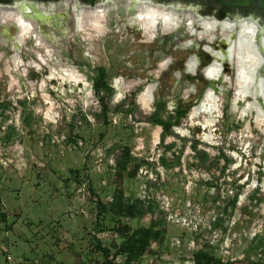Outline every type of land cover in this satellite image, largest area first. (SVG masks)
<instances>
[{"label":"rangeland","instance_id":"obj_1","mask_svg":"<svg viewBox=\"0 0 264 264\" xmlns=\"http://www.w3.org/2000/svg\"><path fill=\"white\" fill-rule=\"evenodd\" d=\"M120 2L102 36L93 28L82 31L77 23L70 25L71 6L59 23L57 12L22 3L41 32L49 30L47 34L60 40L56 56L85 83L62 81L58 75L48 79L54 68L49 62L39 71L22 73L20 67L15 72V43L8 29L0 33V105L9 103L0 115V198L12 226L6 235L7 256L0 252V264H101L87 182L78 185L74 171L90 181L102 200L111 201L113 192L122 189L127 197L157 203L156 214L121 221L131 229L156 225L161 236L138 263L119 254L115 264H194L198 251L222 264H249L248 247L255 237L264 238V132L231 112L233 88L226 93L223 116L212 127H203L208 116L190 120V112L170 135L153 125L161 104L164 121L175 115L179 103L194 105L199 85L187 80L185 65L191 56L203 61L199 47L204 43L185 47L187 35L163 34L157 21L146 25L133 4ZM34 49L29 41L20 54L22 62H38ZM99 67L107 71L114 90L103 104L97 98L103 94L97 96L92 87ZM148 85L155 87L153 100L144 105L138 98ZM74 136L79 137L76 146ZM124 147L134 159L128 172L139 166L134 178L116 168ZM173 153L180 157V166L165 170L159 159H170ZM235 193L236 208L224 215L226 194ZM254 194L257 200L251 201ZM218 219L221 228L215 229ZM98 238L106 248L119 241L112 232ZM250 261L264 264L261 251Z\"/></svg>","mask_w":264,"mask_h":264},{"label":"bare ground","instance_id":"obj_2","mask_svg":"<svg viewBox=\"0 0 264 264\" xmlns=\"http://www.w3.org/2000/svg\"><path fill=\"white\" fill-rule=\"evenodd\" d=\"M25 1L43 9V12H57L59 23H62L64 13H67L71 6V15L67 14L69 24L77 23L82 31L93 28L99 36L106 33V25L111 21L116 5L121 4L120 0ZM127 1L130 5L133 4L140 18H145L146 25L157 21L163 34L187 35L189 41L184 43L185 47L199 42L205 43V49L214 57V61L205 69V77L214 82L221 80L223 85H219L217 92H205L200 103L191 110L190 120L208 116L203 127H212L216 118L222 115L226 90L233 88L231 112L240 118H249L256 128L264 132V10L259 5L228 8L208 0H140L136 3L133 0ZM23 2L24 0H0L1 30L11 27L14 31L16 47H13L11 61L15 72L20 67L24 68L22 73L26 69L39 71L49 62L54 68L52 67L48 79H54L58 75L62 81L85 83L75 68L63 64L60 56H56L59 53L57 48L60 47V40L39 30L35 19L24 11ZM27 41H33L34 55L38 62H22L20 54ZM40 51L44 55H40ZM167 61L158 66V73L167 67ZM187 62L188 70L193 73L196 66L195 57H191ZM228 67L233 68L234 80L229 81V73L224 72ZM119 85L120 81L115 80L114 88L119 89ZM154 88L153 85H148L143 90L138 98L141 104L152 103ZM189 93L191 92L187 94ZM177 132L188 135V131ZM212 138L206 136V140Z\"/></svg>","mask_w":264,"mask_h":264},{"label":"trees","instance_id":"obj_3","mask_svg":"<svg viewBox=\"0 0 264 264\" xmlns=\"http://www.w3.org/2000/svg\"><path fill=\"white\" fill-rule=\"evenodd\" d=\"M92 87L96 91L97 96L99 93L103 94L102 98L99 96L97 97L98 101L102 104L107 98L112 97L114 94V90L107 83V71L102 67L96 69V77L92 81ZM200 94L201 92L198 93L197 98H199ZM190 106V103L185 106L181 104L178 105V108L174 113L175 115L170 116L168 121H164L159 112L164 111L165 106L164 104H161L157 107L158 111L155 113L153 119H151V123L155 126L161 127L166 135H170L171 128L180 126L181 119L188 114ZM7 108H9V103H3V105H0V109L2 110L0 115H2ZM128 113L130 114L132 111H129ZM83 121L86 125H89L86 117H83ZM78 138L79 137L74 136L72 139V143L75 146L77 145ZM171 147L172 146H169L166 149L170 150ZM122 150V156L117 162L116 168L121 174L126 175L129 178H134V174L137 172L139 166L137 165L133 174H130L128 172V165L130 162H133L134 159L127 147H124ZM204 156V158H207V155ZM159 164L165 170H171L180 166V157L176 156L175 153L172 154L170 159H167L165 155H162L159 159ZM73 174L75 175L76 183L78 185H83L85 181L87 182L89 202L95 210V225L97 227L94 231L95 233H93V239L95 241L97 251L102 258L101 264H115L114 259L119 254L125 256L130 262L138 263L146 254L150 244L161 236V232L156 229V225L131 229L127 225H124L121 220L128 219L132 221H139L148 215H154L158 210L157 203L151 198L142 200L139 198L134 199L127 197L122 189H117L113 192L111 201L102 200L94 193L88 179L82 181L81 173L78 171H74ZM241 188L242 187H239L238 190ZM238 194L239 193H235L232 197H229L226 194L227 203L222 209V213L224 215L229 214V210L232 212L236 208ZM206 198L208 199V197ZM211 200L216 203L218 197L212 198ZM252 200H257L255 194L251 196V201ZM258 201H260V199H258ZM221 223L222 219H218L217 222L214 223L213 227L215 229H219L221 228ZM11 230L12 226L8 223V215L0 198V252L5 256H7L6 250L8 247L6 235ZM105 232H112L116 234L119 241L112 240L109 248H106L102 244V239L98 238L99 234H103ZM112 249L116 251L113 254ZM258 251H261V257L263 258L264 238H254L246 252L245 261L251 264L252 262L250 261V258L252 255H256ZM194 256V264H222L220 259H216L213 256L210 257V255L204 251H198Z\"/></svg>","mask_w":264,"mask_h":264},{"label":"flooded vegetation","instance_id":"obj_4","mask_svg":"<svg viewBox=\"0 0 264 264\" xmlns=\"http://www.w3.org/2000/svg\"><path fill=\"white\" fill-rule=\"evenodd\" d=\"M2 25L0 24V33H5L6 32V30L8 29L9 30V33H10V36L12 37V41H14V43H15V36H14V31H12V28L10 27H8V28H6L5 30H1V27ZM44 29H46V28H44ZM46 32L47 33H49V30H46ZM45 32V33H46ZM204 46H205V43H204ZM204 46H202V47H204ZM15 47H16V43H15ZM201 47V48H202ZM224 49V48H223ZM201 50V49H200ZM202 52V51H201ZM13 53V48L11 49V54ZM203 53V52H202ZM204 54V59H203V61H201L200 63H199V65H198V68H197V72H196V74H195V76H187V80L188 81H190V82H192V83H196L197 85H199V90H198V93L199 92H201V94H200V96H199V98H197V95H198V93H196V97H195V101H194V105L193 106H190V109L192 110L193 108H194V106H196V105H198L199 103H200V101L203 99V97H204V94H205V92L207 91V90H212L213 92H217V88H219V85L221 86V85H223L222 84V81L221 80H218V81H216V82H214V81H210V80H207V79H205L204 77H203V75L201 74V70L203 69V68H205L206 66H209V64L212 62L211 60H209L208 59V55L207 54H205V53H203ZM190 58V57H189ZM186 64H187V62H186ZM225 64V65H224ZM223 66L224 67H226V63H224L223 62ZM186 69V68H185ZM233 68H229L228 67V70H224V72L226 73V72H228L229 73V75L231 76V80H234L235 79V77L232 75L233 74V70H232ZM233 77H234V79H233ZM227 91L228 90H226V93H227ZM226 93H225V98H227V96H226ZM233 94H234V92H233ZM232 98H233V96H232ZM231 98V103H230V105H231V110H232V101H233V99ZM225 101H226V99H225ZM181 103H179L178 105H180ZM190 104H192V102H190ZM225 104V103H224ZM182 105V104H181ZM260 105H261V101H260ZM177 108L178 107H176V109H175V111L177 110ZM224 108H225V106H223V109H222V115L221 116H223V111H224ZM262 108V107H261ZM190 109H189V112H191L190 111ZM264 108H262V110H263ZM188 112V113H189ZM252 123V122H251ZM204 132H206V131H204ZM203 132V133H204Z\"/></svg>","mask_w":264,"mask_h":264},{"label":"water","instance_id":"obj_5","mask_svg":"<svg viewBox=\"0 0 264 264\" xmlns=\"http://www.w3.org/2000/svg\"><path fill=\"white\" fill-rule=\"evenodd\" d=\"M208 1H211V2H214V3H217L219 4L221 7H228V8H245V7H249V6H254V5H259L263 10H264V0H208ZM199 47V46H198ZM201 51L205 54L208 55V59L211 60L212 62L214 61V57L210 54L209 51H207L205 49V46L200 48ZM193 57V56H191ZM190 57V58H191ZM195 57V60H196V66L194 67V70H193V73H191L188 68H187V64L185 65V74L188 75V76H195L196 72H197V68H198V59H197V56H194ZM190 58L188 59V61L190 60ZM211 62V63H212ZM188 63V62H187ZM210 63V64H211ZM209 64V65H210ZM230 64V63H229ZM231 66V65H230ZM208 66H206L205 68H203L201 70V74L203 75V77L205 79H207L205 77V69L207 68ZM232 68V67H231ZM234 79V77H233ZM208 80V79H207ZM229 81H231V76L229 77ZM205 96V94H204Z\"/></svg>","mask_w":264,"mask_h":264}]
</instances>
